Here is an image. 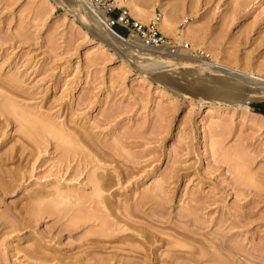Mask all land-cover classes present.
I'll use <instances>...</instances> for the list:
<instances>
[{"label":"rangeland","instance_id":"rangeland-1","mask_svg":"<svg viewBox=\"0 0 264 264\" xmlns=\"http://www.w3.org/2000/svg\"><path fill=\"white\" fill-rule=\"evenodd\" d=\"M57 1L0 0V264H264V100L143 73ZM136 2L264 77V0Z\"/></svg>","mask_w":264,"mask_h":264},{"label":"bare ground","instance_id":"bare-ground-1","mask_svg":"<svg viewBox=\"0 0 264 264\" xmlns=\"http://www.w3.org/2000/svg\"><path fill=\"white\" fill-rule=\"evenodd\" d=\"M137 1L139 2V0ZM116 2L118 6H127L132 17L136 18L140 23L145 25L153 21V10L143 8L141 3V6L137 4L136 0H116ZM162 5L165 6L162 9V17L155 21L158 22L159 31L165 37L174 38L179 43L186 38L197 45L193 37L192 28L195 24H191L183 30L178 28L179 19L182 15L187 14L185 10H182L181 4L175 3L172 9H168V6L163 3ZM73 8L80 12L79 15L82 21L90 29L92 28L105 44L112 46L116 50H121L120 47L124 46L125 49H123L127 51L126 54L128 52L134 53L137 50L145 51L146 54L143 55L146 57L144 59H132L143 73L150 72L153 68L156 70L167 68L168 70L196 69V71H207L206 78L198 79L200 87L186 92L205 100H220L231 104L239 102L247 104L254 100H264V77L254 71H247V69L240 68L237 65L233 66L214 55L211 56L209 53H212V50L208 51L207 47L204 45V48L202 43L199 46L197 45L198 49L196 51L188 50L183 45L175 48L168 45L159 49L147 47L137 36H130L129 38L114 36L110 31L111 26L108 16L102 10L91 6L88 0H75ZM201 47L205 50H202ZM156 80L173 88H178L179 86V82L176 79H168L162 74L157 75ZM257 115L264 118V115Z\"/></svg>","mask_w":264,"mask_h":264},{"label":"built area","instance_id":"built-area-1","mask_svg":"<svg viewBox=\"0 0 264 264\" xmlns=\"http://www.w3.org/2000/svg\"><path fill=\"white\" fill-rule=\"evenodd\" d=\"M95 9L102 10L108 16L111 30L118 37L137 36L147 47L163 48L170 45L174 48L172 41L162 34L157 22L152 21L148 26L135 20L127 6H118L116 0H88ZM117 13L115 18L112 15Z\"/></svg>","mask_w":264,"mask_h":264},{"label":"water","instance_id":"water-1","mask_svg":"<svg viewBox=\"0 0 264 264\" xmlns=\"http://www.w3.org/2000/svg\"><path fill=\"white\" fill-rule=\"evenodd\" d=\"M111 32H112V30H110ZM112 34L114 35V36H116L113 32H112ZM116 37H118V36H116ZM244 102V101H243Z\"/></svg>","mask_w":264,"mask_h":264},{"label":"trees","instance_id":"trees-1","mask_svg":"<svg viewBox=\"0 0 264 264\" xmlns=\"http://www.w3.org/2000/svg\"><path fill=\"white\" fill-rule=\"evenodd\" d=\"M261 108L264 109V105H261Z\"/></svg>","mask_w":264,"mask_h":264}]
</instances>
